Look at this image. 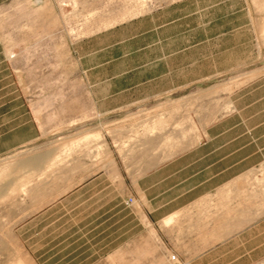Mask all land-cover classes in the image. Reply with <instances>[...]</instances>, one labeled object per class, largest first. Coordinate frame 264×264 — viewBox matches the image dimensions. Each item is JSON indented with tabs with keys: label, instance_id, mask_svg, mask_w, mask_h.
<instances>
[{
	"label": "crops",
	"instance_id": "crops-1",
	"mask_svg": "<svg viewBox=\"0 0 264 264\" xmlns=\"http://www.w3.org/2000/svg\"><path fill=\"white\" fill-rule=\"evenodd\" d=\"M24 2L0 0V25ZM109 14L68 43L74 86L18 82L60 78V40L22 39L31 48L14 53L0 37V156L49 139L67 165L25 236L95 264H125L147 237L159 264L169 252L186 264L264 261V25L251 4L147 0ZM238 72L243 84L213 98L227 108H212L206 84Z\"/></svg>",
	"mask_w": 264,
	"mask_h": 264
},
{
	"label": "rangeland",
	"instance_id": "rangeland-1",
	"mask_svg": "<svg viewBox=\"0 0 264 264\" xmlns=\"http://www.w3.org/2000/svg\"><path fill=\"white\" fill-rule=\"evenodd\" d=\"M251 4L257 25H264V0H248ZM124 4L138 7L147 4V0H44L34 3L33 0L13 8V25H0V37L13 39L14 53L31 48L21 46L22 39L53 38L60 40L61 77L53 78L30 76L18 79V82L30 86L60 85L62 88L77 85L74 77H70L76 64L69 53L68 43L112 22L108 13L116 12ZM115 17V16H114ZM47 48V47H45ZM19 64V63H18ZM49 63H45L48 66ZM52 68V66H50ZM15 81L17 79H14ZM244 82L243 72L228 74L222 79L207 83L211 86L206 94L211 100L212 108H227L217 104L213 99L220 91H231ZM63 91V90H62ZM46 102L53 100V94H34ZM61 99L68 94L61 93ZM216 104V106H215ZM209 107V106H208ZM68 110H61L67 113ZM51 140L18 149L0 156V264H95L83 260L84 255L43 253L53 248L46 246L51 239L28 238L31 231L23 223L28 217L55 198L60 192L67 165H63L60 157H54ZM110 264H117L116 255L109 258ZM125 264H159L156 246L149 237L143 238L141 244L126 247ZM106 264V263H96ZM264 264V261L258 263Z\"/></svg>",
	"mask_w": 264,
	"mask_h": 264
},
{
	"label": "built area",
	"instance_id": "built-area-1",
	"mask_svg": "<svg viewBox=\"0 0 264 264\" xmlns=\"http://www.w3.org/2000/svg\"><path fill=\"white\" fill-rule=\"evenodd\" d=\"M34 3L38 4L41 3L42 0H33ZM133 198L128 199V203H132ZM167 264H186L183 261L179 259L176 253L174 252H169L167 255Z\"/></svg>",
	"mask_w": 264,
	"mask_h": 264
}]
</instances>
